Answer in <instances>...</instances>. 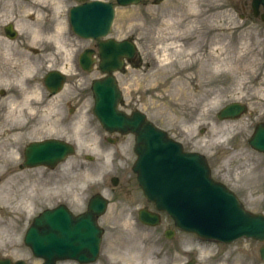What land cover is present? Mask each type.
I'll list each match as a JSON object with an SVG mask.
<instances>
[{"label": "rangeland", "instance_id": "1", "mask_svg": "<svg viewBox=\"0 0 264 264\" xmlns=\"http://www.w3.org/2000/svg\"><path fill=\"white\" fill-rule=\"evenodd\" d=\"M152 2L116 8L109 36L133 39L138 58L115 73L122 108L143 111L187 150L203 153L214 179L232 187L248 209L264 212V156L247 144L252 120L264 113V22L252 16L251 0ZM72 3L0 2V23L12 22L18 32L13 40L0 41V89L4 91L0 105L10 110L6 122L0 121V221L8 225L0 233V258L40 264L22 240L31 219L58 201H67L74 212H80L86 197L100 192L109 204L99 219L104 228L100 255L91 264H136L126 261L132 246L152 264H178L191 258H196V264H264L258 253L260 243L254 240L223 244L178 230L167 239L163 232L172 223L166 216L155 227L139 222L138 209L148 205L131 170L134 138L127 134L110 144L92 114L90 84L100 73L95 68L83 71L78 65V54L91 41L78 39L66 29L65 16ZM53 68L66 77L62 90L49 96L43 77ZM202 68L210 72L199 74ZM232 101L246 103L247 113L236 120L218 121L216 112ZM27 105L36 107L37 113L30 119L24 112L14 116ZM70 107L74 111L60 124L57 118ZM65 135L76 152L56 171L18 169V152L21 155L28 141ZM85 155L93 159L86 160ZM113 176L118 178L115 186L110 181ZM8 177L19 178L18 192L34 189V199L24 213L2 210L3 180Z\"/></svg>", "mask_w": 264, "mask_h": 264}, {"label": "water", "instance_id": "2", "mask_svg": "<svg viewBox=\"0 0 264 264\" xmlns=\"http://www.w3.org/2000/svg\"><path fill=\"white\" fill-rule=\"evenodd\" d=\"M81 3L70 10V23L75 34L83 38H99L109 31L114 18V8L109 2L100 0H77ZM139 0H117L121 5ZM264 4V0H261ZM253 0V7L258 5ZM134 52L128 40L113 39L99 42L102 71L111 73L123 65V57ZM91 50L80 56V64L90 70L93 62ZM63 77L53 71L46 74L44 82L55 93L62 84ZM93 113L107 131L135 134L134 152L136 160L132 170L136 173L138 185L145 197L154 202L155 207L165 211L173 219L175 226L197 235L230 242L238 237H251L264 241V215L246 211L236 196L209 176L205 158L195 152H186L177 141L169 138L163 130L146 120L143 113L131 115L118 110L121 99L116 80L107 76L93 82ZM237 105H229L222 117H234L240 113ZM254 142V140L252 141ZM264 144V137L260 138ZM72 145L56 140L33 142L25 149L26 164H44L53 167L58 161L73 154ZM116 178L112 179L115 185ZM87 213L73 216L65 207L44 210L33 219L27 229L24 242L43 264H54L57 259L70 258L80 263L96 259L102 229L96 219L105 209V200L95 196L90 199ZM142 222L154 225L159 222L158 214L145 209L139 211ZM168 237L170 234L166 233ZM264 261V245L260 248ZM0 264L11 263L0 260ZM192 264V261L187 263Z\"/></svg>", "mask_w": 264, "mask_h": 264}, {"label": "bare ground", "instance_id": "3", "mask_svg": "<svg viewBox=\"0 0 264 264\" xmlns=\"http://www.w3.org/2000/svg\"><path fill=\"white\" fill-rule=\"evenodd\" d=\"M204 64H206V63H204ZM208 64L209 63H207L205 66H209ZM203 72H204V74H207L210 72V70H208V68H206V69L202 68L201 70H199V74L203 73ZM25 109H32V108L29 105H27L26 107H22L20 109V111L18 112V114L21 115L25 111ZM34 110H37V109H34ZM6 113H8V111ZM12 114L14 115V113H12ZM0 179H1V175H0ZM16 179H19V178L8 177V178L3 180L5 191H4V195H2V196H3V204L5 205L4 206L5 208L2 207L3 208L2 210L4 212L8 211V213H14V212L17 213V211H19L20 213H24L29 208L30 203L34 199V195H33L34 189L28 188V190H26V191H23L20 189V191L18 192ZM10 180H12V181H10ZM43 187H44L43 189H45V186H43ZM14 192L22 193V194L14 196ZM40 192L44 193L45 191L42 192L40 189ZM13 203H17V205H19V207L16 208L15 205L11 206V204H13ZM3 226L8 227V225H6V223L0 221V233H1V230L3 229ZM1 238H2V236H0V239ZM0 245H1V242H0ZM141 254H142V252H140V250L136 246L135 247L132 246L129 248L128 252L126 253V255H127L126 261L127 262H135L136 261V264H152L150 259L148 260L146 258V261H145Z\"/></svg>", "mask_w": 264, "mask_h": 264}, {"label": "flooded vegetation", "instance_id": "4", "mask_svg": "<svg viewBox=\"0 0 264 264\" xmlns=\"http://www.w3.org/2000/svg\"><path fill=\"white\" fill-rule=\"evenodd\" d=\"M2 1H4V0H1L0 2H2ZM154 1H158V0H154ZM159 1H161V0H159ZM261 12H262V10H261ZM256 18H258V17H256ZM6 38V31H5V24L4 23H0V41H3L4 39ZM90 47L91 48H94V49H96V41H91V43H90ZM34 52L36 53V50H34ZM96 56H97V54H96ZM136 59V57H135V55L129 60V63L130 64H134L135 63V60ZM102 74H99V76H101ZM1 92H3L2 90H0V93ZM2 95V94H1ZM74 107H70V109L69 110H64V111H62V113H61V115H60V117H58L57 119L58 120H60V124H62L63 122H65V120L63 119L64 117H66V114H67V112L69 111V112H73L74 111ZM8 114L9 113H6V112H4V110L0 107V121H5L6 122V119L8 118ZM18 115V113L17 114H15L14 116H17ZM4 117L6 118V119H4ZM264 120V118L263 119H261V120H259V121H263ZM15 122H13L12 124H14ZM18 169L19 170H32V169H36V168H25V167H21L20 166V163L18 164Z\"/></svg>", "mask_w": 264, "mask_h": 264}]
</instances>
